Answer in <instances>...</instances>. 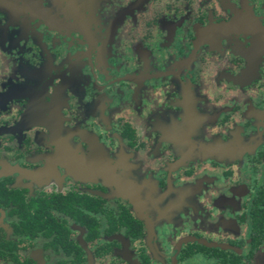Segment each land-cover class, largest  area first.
Returning a JSON list of instances; mask_svg holds the SVG:
<instances>
[{
    "label": "flooded vegetation",
    "instance_id": "af4514ba",
    "mask_svg": "<svg viewBox=\"0 0 264 264\" xmlns=\"http://www.w3.org/2000/svg\"><path fill=\"white\" fill-rule=\"evenodd\" d=\"M0 264H264V0H0Z\"/></svg>",
    "mask_w": 264,
    "mask_h": 264
},
{
    "label": "rangeland",
    "instance_id": "374dc122",
    "mask_svg": "<svg viewBox=\"0 0 264 264\" xmlns=\"http://www.w3.org/2000/svg\"><path fill=\"white\" fill-rule=\"evenodd\" d=\"M57 123H59V122H57ZM57 126H59V125H57ZM100 153H101V149L99 150V153L97 154V157H100L101 156Z\"/></svg>",
    "mask_w": 264,
    "mask_h": 264
}]
</instances>
